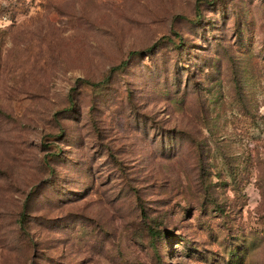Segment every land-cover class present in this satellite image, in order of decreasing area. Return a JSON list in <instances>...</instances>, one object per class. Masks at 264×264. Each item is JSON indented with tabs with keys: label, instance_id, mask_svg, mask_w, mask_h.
<instances>
[{
	"label": "rangeland",
	"instance_id": "374dc122",
	"mask_svg": "<svg viewBox=\"0 0 264 264\" xmlns=\"http://www.w3.org/2000/svg\"><path fill=\"white\" fill-rule=\"evenodd\" d=\"M0 16V264H264V0Z\"/></svg>",
	"mask_w": 264,
	"mask_h": 264
},
{
	"label": "trees",
	"instance_id": "16d2710c",
	"mask_svg": "<svg viewBox=\"0 0 264 264\" xmlns=\"http://www.w3.org/2000/svg\"><path fill=\"white\" fill-rule=\"evenodd\" d=\"M213 1L214 0H210V2H213ZM207 2H209V1H207ZM149 49H151V48H149ZM132 53H134V52H132ZM126 63H127L126 60L125 61H122L120 64L111 67L110 70H109V72L112 73V72H115V71L121 69L122 67H124L126 65ZM108 79H109V75L106 77V80H101V81H98V82H88V83H90L93 86H101L102 84L105 83V81H108ZM149 227H150L149 229L151 230V235L153 236V233L155 235L154 228L151 227V226H149ZM156 234H157V236H160L161 237L162 231L161 230L160 231L158 230V232Z\"/></svg>",
	"mask_w": 264,
	"mask_h": 264
},
{
	"label": "built area",
	"instance_id": "2783aa9c",
	"mask_svg": "<svg viewBox=\"0 0 264 264\" xmlns=\"http://www.w3.org/2000/svg\"><path fill=\"white\" fill-rule=\"evenodd\" d=\"M6 20L5 16H0V26L2 25V22Z\"/></svg>",
	"mask_w": 264,
	"mask_h": 264
}]
</instances>
